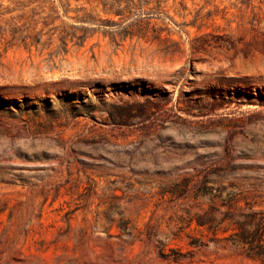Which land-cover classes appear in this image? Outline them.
<instances>
[{
    "label": "rangeland",
    "instance_id": "obj_1",
    "mask_svg": "<svg viewBox=\"0 0 264 264\" xmlns=\"http://www.w3.org/2000/svg\"><path fill=\"white\" fill-rule=\"evenodd\" d=\"M0 264H264V0H0Z\"/></svg>",
    "mask_w": 264,
    "mask_h": 264
}]
</instances>
